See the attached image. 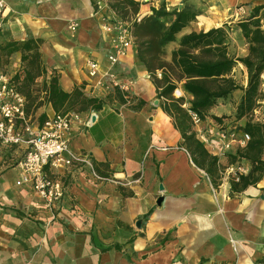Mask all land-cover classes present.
Masks as SVG:
<instances>
[{"label": "crops", "instance_id": "1", "mask_svg": "<svg viewBox=\"0 0 264 264\" xmlns=\"http://www.w3.org/2000/svg\"><path fill=\"white\" fill-rule=\"evenodd\" d=\"M4 1L6 8L0 15V73L7 75L23 95L25 106L28 99L18 89L20 79L24 70L38 73L29 86L33 104L26 117L27 123L33 118L28 123L31 130L42 124L38 121L40 115L47 119L56 113L44 100L43 82L51 76L57 78L62 90L80 87L85 96L96 97L102 104L98 109L65 111L76 112L81 119L71 124L68 147L73 152L86 153L92 167H45L64 186L53 212L44 207L28 183L16 184L23 175L19 163L27 145L0 143V264L263 261L264 168L256 183L241 189H232L230 181L234 179L222 175V170L234 163L246 166L245 174L248 173L251 162L242 157L231 161L230 155L243 149L249 140L221 153L216 135L221 124L210 116L199 117L198 125L192 121L196 137L218 158L215 185L209 174L194 164L172 117L162 110L159 88L136 58L134 41L124 56L109 63L114 32L104 30L103 23L104 18L116 16L108 8V0H96V10L91 0ZM135 1L140 3L138 18L160 7L194 12L195 18L164 46L165 61L170 60L183 34L223 25L229 54L245 56L248 45L236 22L255 6L261 7L264 16V0ZM71 22L77 23L74 31L69 29ZM23 42L27 49H13ZM35 49L36 64L33 61L29 66ZM88 60L98 63V74L88 73ZM157 70L160 69L155 70V77ZM106 72L129 83L130 102L111 84ZM230 75L245 87L247 71L243 64L238 62ZM260 77L264 92V70ZM176 89L184 98L182 106L187 107L191 96L180 83ZM242 94V89H235L227 98L218 99L208 109V115L233 114ZM251 117L252 121L264 123V97ZM244 121L239 119L237 125L224 129L236 127L246 132L241 127ZM262 141L259 157L264 161V127ZM92 170L126 184L96 180Z\"/></svg>", "mask_w": 264, "mask_h": 264}, {"label": "trees", "instance_id": "2", "mask_svg": "<svg viewBox=\"0 0 264 264\" xmlns=\"http://www.w3.org/2000/svg\"><path fill=\"white\" fill-rule=\"evenodd\" d=\"M91 1L96 10L98 8L96 0ZM139 4L135 0L107 1L108 8L113 11L116 18L130 22L136 58L152 75L154 83L158 86L161 108L172 117L175 128L181 134L182 144L190 153L192 161L209 174L215 185L218 184V158L210 154L196 137L188 111L195 113L201 119L210 116L221 124L220 128H224L223 118L226 115H208L207 111L217 103L218 99L227 98L235 89H242L243 94L235 107L234 119H245L241 127L249 133L250 139L243 149H237L233 155H230V159L234 161L235 157H242L248 159L252 165L247 174H242L238 180L230 182L232 189H241L256 183L264 168V161L259 157L264 123L252 121L251 117L253 110L260 105V100L264 97L260 77L264 70V16L260 11L261 7H253L246 17L236 22L248 45L245 56L236 57L229 54L227 30L223 25L206 31H191L183 34L178 46L172 50L170 60L165 61L162 58L164 46L175 40V35L195 18V14L189 9L167 11L160 7L152 8L150 14L138 18L136 14ZM26 42L15 44L13 49L18 47L27 49ZM37 55L38 51L35 49L33 59L28 62L29 66L33 61L36 64ZM238 62L243 64L247 71L245 87L230 75L232 68ZM156 69L161 70V78L155 77ZM37 74L24 70L18 86L19 91L28 99L25 106L26 115L29 114L33 104L29 86ZM18 77L19 75L15 78ZM178 83L181 84L182 90L191 96L187 107L182 106L183 97L173 95ZM43 90L45 102L49 103L56 113L98 109L102 104V100L96 97L85 96L80 87H74L69 92L62 90L55 76L43 82ZM45 119L46 115L43 114L38 117L40 124Z\"/></svg>", "mask_w": 264, "mask_h": 264}, {"label": "built area", "instance_id": "3", "mask_svg": "<svg viewBox=\"0 0 264 264\" xmlns=\"http://www.w3.org/2000/svg\"><path fill=\"white\" fill-rule=\"evenodd\" d=\"M5 8V1L0 0V15L3 14ZM76 27V22L69 24V29L72 31ZM103 29L114 32L113 51L107 56L109 63L114 64L133 45L134 37L131 25L129 21L109 17L104 18ZM87 67L90 75L98 74L99 65L96 61L88 60ZM155 74L157 78L162 76L161 70H157ZM104 75L108 76L111 84L123 93L125 101L130 102L129 83L118 81L114 74L110 72H106ZM175 95L177 97L182 96L177 89ZM189 113L193 123L198 125L200 123L199 116L191 111ZM73 121L81 122L78 113L57 112L45 119L35 131H32L27 123L23 95L15 89L7 75L0 73V143L6 145L24 143L27 145V149L19 163L23 175L21 179L16 181V184L28 183L41 199L44 207L51 212L55 209L56 202L63 196L64 186L60 179L48 174L45 167L59 168L71 165H88L92 167V161L86 153H76L68 147V133ZM216 135L221 153L227 151L233 144L245 145L250 138L247 132H243L236 127L232 129L222 128ZM203 139L206 141L205 137ZM246 172V166L241 163H234L227 165L222 170V175L238 180L239 176ZM92 173L99 181L126 184L118 178L99 175L94 170H92ZM255 264H264V260Z\"/></svg>", "mask_w": 264, "mask_h": 264}, {"label": "rangeland", "instance_id": "4", "mask_svg": "<svg viewBox=\"0 0 264 264\" xmlns=\"http://www.w3.org/2000/svg\"><path fill=\"white\" fill-rule=\"evenodd\" d=\"M247 14L248 13H243L242 16H240L239 19H242V18L246 17ZM173 95L175 96V91H173ZM224 120L226 121L225 127H227L228 125L234 126V125H237L239 123V122H237L238 120L234 119V113L233 114H228V115L226 114V116L223 118V121ZM32 121H33V118L30 117V120H28V123L30 124Z\"/></svg>", "mask_w": 264, "mask_h": 264}]
</instances>
